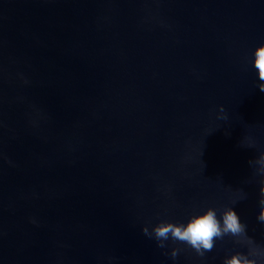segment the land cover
<instances>
[{
	"label": "water",
	"instance_id": "water-1",
	"mask_svg": "<svg viewBox=\"0 0 264 264\" xmlns=\"http://www.w3.org/2000/svg\"><path fill=\"white\" fill-rule=\"evenodd\" d=\"M260 44L264 0H0V264L246 252L142 232L208 207H234L264 245Z\"/></svg>",
	"mask_w": 264,
	"mask_h": 264
},
{
	"label": "clouds",
	"instance_id": "clouds-1",
	"mask_svg": "<svg viewBox=\"0 0 264 264\" xmlns=\"http://www.w3.org/2000/svg\"><path fill=\"white\" fill-rule=\"evenodd\" d=\"M251 63L260 81L257 87L264 92V44L254 49ZM220 114V119H227L223 105L220 106ZM255 163L258 166L256 172L261 176L260 211L257 221L264 224V154H261ZM242 198H246V194ZM142 232L150 239H155L157 247L161 249L168 248V242L171 241L173 244L185 245L201 258L216 247L217 240H223L226 236L231 237L235 243L246 247L247 251H236L226 255L222 264H264V245L257 244L248 236L247 225L241 221L234 207L224 208L219 216L216 208L208 207L198 214H192L186 223L161 220L151 228L145 224ZM182 251L180 247H172L170 253L165 252V255H170L175 261Z\"/></svg>",
	"mask_w": 264,
	"mask_h": 264
}]
</instances>
